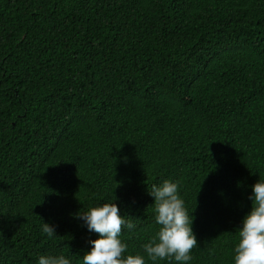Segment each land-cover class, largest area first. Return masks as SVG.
<instances>
[{
    "label": "trees",
    "instance_id": "16d2710c",
    "mask_svg": "<svg viewBox=\"0 0 264 264\" xmlns=\"http://www.w3.org/2000/svg\"><path fill=\"white\" fill-rule=\"evenodd\" d=\"M258 178L264 0H0V264H80L98 234L73 213L112 200L126 253L184 264L142 249L164 179L193 209L187 264H233Z\"/></svg>",
    "mask_w": 264,
    "mask_h": 264
},
{
    "label": "clouds",
    "instance_id": "9594fccd",
    "mask_svg": "<svg viewBox=\"0 0 264 264\" xmlns=\"http://www.w3.org/2000/svg\"><path fill=\"white\" fill-rule=\"evenodd\" d=\"M250 187L251 207L240 218L233 264H264V179L258 178ZM147 191L153 197L154 220L159 228L142 244L143 252L153 262L167 259L187 264L192 259L191 250L197 246L191 226L193 209L185 207L176 181L164 179L159 185L153 183ZM73 216L88 231L98 234L88 241L90 247L83 252L80 264H146L145 255L126 253L127 243L120 238L122 226L133 230L135 224L124 219L115 200L90 206ZM42 221L41 232L54 237L55 226ZM36 264H73V260L62 253L46 254L39 255Z\"/></svg>",
    "mask_w": 264,
    "mask_h": 264
}]
</instances>
